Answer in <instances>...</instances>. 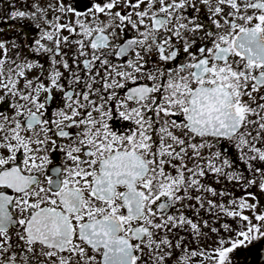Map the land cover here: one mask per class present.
<instances>
[{
    "label": "snow or ice",
    "instance_id": "1",
    "mask_svg": "<svg viewBox=\"0 0 264 264\" xmlns=\"http://www.w3.org/2000/svg\"><path fill=\"white\" fill-rule=\"evenodd\" d=\"M26 3L0 28V264L264 240V0Z\"/></svg>",
    "mask_w": 264,
    "mask_h": 264
},
{
    "label": "flooded vegetation",
    "instance_id": "2",
    "mask_svg": "<svg viewBox=\"0 0 264 264\" xmlns=\"http://www.w3.org/2000/svg\"><path fill=\"white\" fill-rule=\"evenodd\" d=\"M25 10L27 8L26 0H0V28H3L7 37L16 36L21 30V24L18 22L8 21L3 23L7 15L13 9ZM29 31L30 28H25ZM251 251L244 249L238 250L235 254V264H264V240L254 242V246H250Z\"/></svg>",
    "mask_w": 264,
    "mask_h": 264
}]
</instances>
